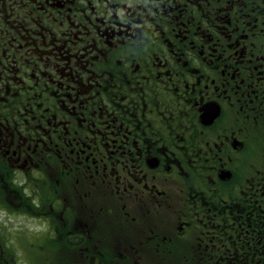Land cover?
<instances>
[{
	"label": "flooded vegetation",
	"instance_id": "obj_1",
	"mask_svg": "<svg viewBox=\"0 0 264 264\" xmlns=\"http://www.w3.org/2000/svg\"><path fill=\"white\" fill-rule=\"evenodd\" d=\"M25 191L84 264H264V0H0L2 237Z\"/></svg>",
	"mask_w": 264,
	"mask_h": 264
},
{
	"label": "rangeland",
	"instance_id": "obj_2",
	"mask_svg": "<svg viewBox=\"0 0 264 264\" xmlns=\"http://www.w3.org/2000/svg\"><path fill=\"white\" fill-rule=\"evenodd\" d=\"M40 192L42 193V191ZM25 193L28 200L21 197L20 200L15 199L13 203H10V205L6 203L9 205V213L4 214L2 221L4 225L7 226L8 239L5 240L0 235V260L4 258V262L0 261V264H11V260L14 261L9 256L11 250L19 255L18 264H67L68 258L64 257L67 254L71 260L69 264H84L85 257L83 258L79 250H73L71 247H66V249L73 251V253H61L58 255L56 252H53L54 254L52 257V251L49 250L50 248H44V246H52L57 244L56 227L64 226V224L60 223L59 218L49 213V208L45 203L41 204L39 202L38 196L36 197V195L29 191H25ZM20 201L28 204V206H20ZM35 214H41L46 219L40 218ZM47 222H49V225L52 229V234L51 236H48V239H46L45 242V238L41 235V227ZM45 228L47 227L45 226ZM23 231L29 235L31 233L38 234L37 246H33V243L36 242V238L30 236L26 237ZM66 235H64V233L62 235V241L64 242L68 241ZM70 235L85 236L84 234L79 233L77 230L70 233ZM43 243H45L44 246ZM66 245H68V243H66ZM114 255L119 258L118 252H115ZM124 258L125 255H122L121 261Z\"/></svg>",
	"mask_w": 264,
	"mask_h": 264
},
{
	"label": "trees",
	"instance_id": "obj_3",
	"mask_svg": "<svg viewBox=\"0 0 264 264\" xmlns=\"http://www.w3.org/2000/svg\"><path fill=\"white\" fill-rule=\"evenodd\" d=\"M24 234H25V236L27 237L26 233H24ZM2 238H4L5 240L8 239L7 229H6V231L4 232ZM10 247H11V246H10ZM10 249H11V248H10ZM53 252H54V251H53ZM53 252H51V253H52V257H53V254H54ZM58 255H60V254H58ZM9 256H10L11 259L14 260V261L11 260V264H14V263H17V264H18V257H19V255H17V253H15V252H13V251L11 250ZM52 260H53V259H52ZM0 261H2V259H1ZM53 261H54V260H53ZM61 263H62V261H61Z\"/></svg>",
	"mask_w": 264,
	"mask_h": 264
}]
</instances>
